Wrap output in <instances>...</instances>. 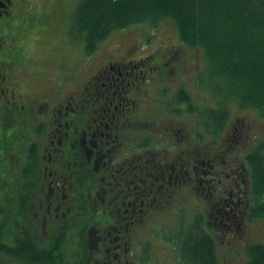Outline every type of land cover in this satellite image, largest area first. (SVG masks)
I'll return each mask as SVG.
<instances>
[{"label": "trees", "instance_id": "obj_1", "mask_svg": "<svg viewBox=\"0 0 264 264\" xmlns=\"http://www.w3.org/2000/svg\"><path fill=\"white\" fill-rule=\"evenodd\" d=\"M164 20L175 25L180 46L200 57L203 55L201 58L212 85L209 91L214 96V103L201 109L194 103L198 89H188L182 83L176 87L179 92L167 105V110L171 114L185 110L186 115L198 119L194 130L203 134L199 142L202 159L224 153L226 166L223 163L221 166L227 171L232 169L230 164H240L234 162L236 157L243 159L250 176L248 191L253 200L249 221L264 222V141H253L252 124L241 114H232V110L238 108L264 118V0H81L74 10L70 32L84 35L85 51L92 55L98 45L117 30L142 23L157 27ZM181 117L178 114V118ZM3 119H0V151L4 149L1 142L8 138L10 150L16 151L21 138L23 141L19 116L8 115ZM84 124L85 120L80 124L76 117L75 131ZM43 128L45 126L39 124L33 133L39 134ZM194 145L198 147L193 141L183 147L198 156L200 153ZM244 148L248 149L247 153ZM38 150L37 143H33L26 150L22 164L11 161L0 169V230L8 232L11 240L17 242L10 248L0 244V252L21 263H38L44 258V264H54L50 257L53 250L65 255V250L72 251L67 247L82 244L88 229L106 228L115 222L101 217L104 213L95 202L99 186L94 185L100 181L99 172L84 158L75 135L65 138L56 147L49 162ZM194 154L187 160L188 170ZM68 164L70 170L66 169ZM146 173L144 169L143 180L147 178ZM55 177L77 183L76 196L85 199L89 194L92 202L84 201L85 214L71 219L64 220L59 211L55 213L60 219L52 227L50 251L44 250L42 254L36 248L45 245L47 229L43 232L41 212L32 213L31 208L38 194H43L46 184ZM79 187L82 191L89 189L80 196ZM198 236L194 230L192 238L179 241L182 253L200 264H216L214 249L211 250L205 238L199 240ZM246 252L245 264H264L263 244L249 245ZM61 260L59 258L58 262Z\"/></svg>", "mask_w": 264, "mask_h": 264}, {"label": "flooded vegetation", "instance_id": "obj_2", "mask_svg": "<svg viewBox=\"0 0 264 264\" xmlns=\"http://www.w3.org/2000/svg\"><path fill=\"white\" fill-rule=\"evenodd\" d=\"M21 12L22 0H0V115H4L12 107L24 109V106H19L16 102L17 89H22V97L26 94L41 96L34 91L41 87L32 83L33 72L28 81L27 76L24 80L22 78L21 86L12 84L22 67L28 64L26 46L23 43L15 45L21 37L13 31L18 25ZM132 64L133 62H122L116 66L111 64L100 73L95 85L85 86L84 110L90 114L93 108V122L103 126L100 137L106 140L101 141V145L102 150H106L108 154L114 148L111 135L113 128L119 131L121 125L131 127L132 124L137 129L139 124L138 118H134L137 107L134 89L141 88L138 86V75L134 74ZM67 78L68 76L56 77L44 87L50 89V94L53 90L51 95H68L73 85H66ZM98 93L99 96L92 102V97ZM68 99L69 97L64 103L58 102L52 107L55 111L52 115L66 121V128H62V131L67 138L70 131L68 117L78 105ZM35 100L37 99L33 101ZM43 103L45 106H41V109L49 107L47 101ZM20 118L22 122L27 120L23 112H20ZM88 130H91V126ZM171 134L177 138L180 133L174 130ZM87 139L88 136L84 132L83 145ZM182 140H185V137H182ZM149 153L145 167L136 156L130 165L117 167L108 166L104 162L105 155L99 159L103 160L102 165L105 168L103 181L99 184L98 201L104 213L101 217L114 221L115 224L87 231V245L67 247L66 249L72 251H67V261L60 264H157L156 253L161 251L162 247L154 244L156 241L162 242L168 251L165 258L170 262L167 263L174 264L173 261L177 264H200L192 261L185 252L183 254L179 243L186 237L192 238L194 230H197L199 240L205 238L211 250L214 249L217 264L220 234L226 238L240 239L248 233L250 201L247 173L242 164L228 171L226 168L210 165L209 169H205L199 155L193 152L192 165L188 170L185 147L178 156L173 157V161L165 157L169 151L158 150ZM111 163L109 160L108 164L112 165ZM144 169L147 172L146 180H143ZM112 177L115 180L109 181ZM183 204L190 205L191 208H185L188 211L184 212L179 208ZM60 209L61 206H58L57 210ZM168 214H176L179 224L170 226L166 222L156 225L148 238L150 226L159 217ZM56 217L58 218V215ZM5 258L6 256L0 255V264H9Z\"/></svg>", "mask_w": 264, "mask_h": 264}, {"label": "rangeland", "instance_id": "obj_3", "mask_svg": "<svg viewBox=\"0 0 264 264\" xmlns=\"http://www.w3.org/2000/svg\"><path fill=\"white\" fill-rule=\"evenodd\" d=\"M24 1V17H22L23 26L26 29H32L31 33L24 34V44L26 46L32 47L31 52L37 54L39 58L43 59L45 62H52L55 58L54 49L58 48L71 50V46H67V43L64 42L61 38L58 39V33L63 30L64 36L67 34V30L71 27V20L73 17L74 10L81 0H22ZM32 12H29V11ZM158 31L155 30L150 24L142 23L130 26L125 30H120L114 32L105 42L99 45L97 52L91 57H83L84 44L83 40L78 39L77 42H74L73 54L64 58L63 67L59 64L58 71L63 77L68 75L66 80V85H73V89L77 88L82 81H85L88 76L91 75L100 67L111 54L115 58L120 56V53H125L132 51L129 54L130 58H138L145 55H152L150 64L160 65L164 59L170 60L166 66L165 71H157L156 75L159 78H165L166 85H162L160 80H155L153 78L151 83L143 84V89H134L135 96L139 101L142 102H152L155 99L163 97L161 91H157L159 86L167 87L168 82L170 83V89H176L178 85L185 83L188 89H198L195 94V105L199 108H206L211 106L214 103V96L209 89H212L211 81L209 80V74L205 61L197 54L191 52L189 49L179 45V38L175 29V26L170 21H162L158 26ZM71 37V35H70ZM179 40V41H178ZM32 41V42H31ZM181 43V42H180ZM111 51H117L118 53H111ZM35 68L32 64H27L22 67L19 75L12 81V84L21 86L22 78L23 80L27 76V81L31 76ZM90 72V73H89ZM155 72V71H154ZM156 77V76H154ZM150 78V73H147L145 79ZM71 79H73V84H71ZM54 84V83H53ZM52 84V85H53ZM158 84V85H157ZM160 89V88H159ZM21 91V89H17ZM37 93L41 96H27L22 97V93H17L16 99L21 104L33 101L34 99L47 100L51 99L50 89L47 87H41L37 90ZM69 93H71L69 91ZM74 94V93H73ZM71 96V95H70ZM153 98V99H152ZM53 99V98H52ZM24 101V102H23ZM34 104H28V106H33ZM141 110L138 112V115L146 113L148 115L149 109L151 107ZM41 109V108H40ZM38 110L42 115H38L36 121L44 119V122L53 119L52 114L44 112V107L41 110ZM199 110V109H198ZM147 111V112H146ZM241 114L244 118L248 119L251 123V129L255 131L258 140L264 141V118L260 115L255 114L252 111H241L236 108V111L232 110V114L235 115ZM236 115V116H237ZM160 117L169 120L166 122L165 126L160 130L167 134V128L170 130L178 131V133L186 134L187 130L193 132L197 127L198 119H195L192 115L182 116L180 119H174L166 115L165 112L160 114ZM43 122V123H44ZM56 132L60 134L59 130L56 129ZM155 135H160L157 132L152 131ZM177 133V132H176ZM161 137V135H160ZM31 138H34V135L31 134L27 137L28 141H32ZM138 137L135 136V140L138 141ZM209 140V137L207 136ZM130 140V139H129ZM123 147V151L127 152L128 142ZM43 140H39L42 142ZM173 143L172 140L169 141ZM210 143V141H209ZM174 144V143H173ZM13 163L16 162L14 157H11ZM173 163V162H172ZM191 208L190 205L185 206L183 204L179 206L182 210L188 211L185 208ZM177 209V212L179 210ZM190 210V209H189ZM159 221V222H158ZM168 222V225H178L179 219L176 217V214H168L163 217H159L148 230V238L153 232L154 226L165 224ZM250 235L246 238L236 239L231 242H223V239H219L218 244V264H245L247 260V252L245 250V244L247 239L251 244H263L264 245V223L260 222L257 225L252 227H247ZM247 233L245 234V236ZM147 238V239H148ZM154 244L162 247V250L157 252L158 256L156 263L157 264H169L165 258L168 251L164 248L162 242L156 241ZM170 262V261H169ZM172 263L177 264L172 261Z\"/></svg>", "mask_w": 264, "mask_h": 264}]
</instances>
